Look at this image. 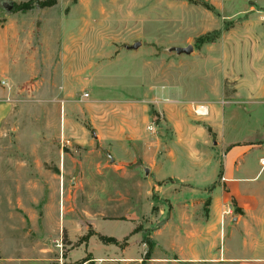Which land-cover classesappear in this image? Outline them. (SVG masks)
<instances>
[{"label": "rangeland", "instance_id": "obj_1", "mask_svg": "<svg viewBox=\"0 0 264 264\" xmlns=\"http://www.w3.org/2000/svg\"><path fill=\"white\" fill-rule=\"evenodd\" d=\"M28 1L0 0L9 56L38 69L16 75L12 112L0 124V264H85L105 245L107 254L125 251L124 264H212L179 261L154 246L171 213L159 188L185 165L170 166V153L180 151L151 101L161 89L163 102L188 104L191 124L205 136L208 116L236 109L248 118L246 95L236 93L257 81L252 48L264 42V2L57 0L52 8L16 10ZM188 46V55L174 51ZM143 82L145 129L154 123L162 132L149 136L156 158L147 155L145 166L141 150L125 146V101L138 97ZM65 117L73 124L67 129ZM241 127L248 129L228 125L229 137ZM216 145L213 135L196 149L216 154Z\"/></svg>", "mask_w": 264, "mask_h": 264}, {"label": "crops", "instance_id": "obj_2", "mask_svg": "<svg viewBox=\"0 0 264 264\" xmlns=\"http://www.w3.org/2000/svg\"><path fill=\"white\" fill-rule=\"evenodd\" d=\"M224 1L211 0L216 6ZM7 37L6 31L0 28V78L7 80V83L3 81L5 88L0 86V124L12 112L10 97L18 83L16 75L33 77L38 74L34 64L21 66L12 61ZM257 41L256 47L252 48L256 61L253 63V76L257 77V81L240 86L236 93L240 97L246 95L243 99L249 105L250 116L245 120L236 109L230 117L229 112H221L217 119L208 116L205 136L203 129L191 124L195 117L188 104L178 105L172 98L163 102L166 91L157 89L154 92V100L151 101L153 110L168 127L170 146L180 151L179 155L170 153V166L185 165L180 174L172 176L174 180L169 186L159 188L161 198L171 205V213L154 234V246L163 247L179 261L192 259L212 264H264V167L260 165V161L264 160V102L258 101L264 99V69L261 68L264 42ZM145 92L143 82L137 86L138 97L125 101L126 128L129 132L125 146L141 150L137 158L144 166L146 160L152 161L150 157L156 158V150L152 152L148 148L151 146L150 137L162 133L154 123L145 129L148 124L147 108L142 99ZM68 109L64 105L67 114ZM204 109L207 113L211 107ZM63 125L67 129L73 124L65 117ZM228 125L234 130L238 125L248 126V129L241 127L239 137L230 138L226 131ZM213 135L216 136L217 155L201 154L196 148L208 145ZM126 153L128 155L129 151ZM189 153H193L194 158ZM131 156L134 158L133 154ZM146 170L149 173V169L144 167L143 171ZM228 207L229 214L223 215ZM107 247L101 246L102 250L99 248L100 252L92 253L85 264L126 263L127 259H123L125 251H109L107 254Z\"/></svg>", "mask_w": 264, "mask_h": 264}, {"label": "trees", "instance_id": "obj_3", "mask_svg": "<svg viewBox=\"0 0 264 264\" xmlns=\"http://www.w3.org/2000/svg\"><path fill=\"white\" fill-rule=\"evenodd\" d=\"M56 3H57V0H29L28 2H21L20 4H18L16 6V10L17 11H31L33 9L52 8L56 5ZM149 253H150V249L145 253L144 261L149 259V258H146L149 255Z\"/></svg>", "mask_w": 264, "mask_h": 264}, {"label": "water", "instance_id": "obj_4", "mask_svg": "<svg viewBox=\"0 0 264 264\" xmlns=\"http://www.w3.org/2000/svg\"><path fill=\"white\" fill-rule=\"evenodd\" d=\"M140 44L139 43H135L133 46H131V49L132 50H135L137 48H139ZM174 51L177 53V54H185V55H188L192 52V47L191 46H188L187 48H175ZM148 171L146 170L145 171V174H147Z\"/></svg>", "mask_w": 264, "mask_h": 264}, {"label": "built area", "instance_id": "obj_5", "mask_svg": "<svg viewBox=\"0 0 264 264\" xmlns=\"http://www.w3.org/2000/svg\"><path fill=\"white\" fill-rule=\"evenodd\" d=\"M1 84L4 85V82L2 81ZM84 97L86 98L87 95H84ZM150 130H151V129H150ZM260 165H261V167H264V160H261V161H260ZM229 209H230L229 207L226 208L225 211L223 212V215H227V214H229V211H230Z\"/></svg>", "mask_w": 264, "mask_h": 264}, {"label": "bare ground", "instance_id": "obj_6", "mask_svg": "<svg viewBox=\"0 0 264 264\" xmlns=\"http://www.w3.org/2000/svg\"><path fill=\"white\" fill-rule=\"evenodd\" d=\"M197 114L199 115H205L206 114V110L204 108H199L197 111H196Z\"/></svg>", "mask_w": 264, "mask_h": 264}]
</instances>
